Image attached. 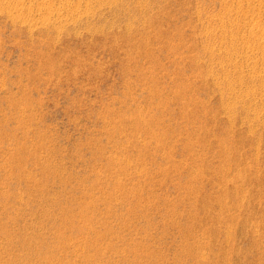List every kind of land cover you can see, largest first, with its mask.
Returning a JSON list of instances; mask_svg holds the SVG:
<instances>
[{"label":"rangeland","instance_id":"374dc122","mask_svg":"<svg viewBox=\"0 0 264 264\" xmlns=\"http://www.w3.org/2000/svg\"><path fill=\"white\" fill-rule=\"evenodd\" d=\"M0 264H264V0H0Z\"/></svg>","mask_w":264,"mask_h":264}]
</instances>
